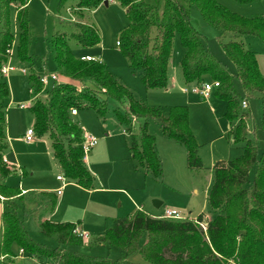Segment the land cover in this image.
Segmentation results:
<instances>
[{
  "label": "trees",
  "instance_id": "1",
  "mask_svg": "<svg viewBox=\"0 0 264 264\" xmlns=\"http://www.w3.org/2000/svg\"><path fill=\"white\" fill-rule=\"evenodd\" d=\"M104 1L79 0L75 11L93 10ZM114 1L125 10L128 18V26L119 34L117 46L133 72L141 73L145 91L167 88L175 37L183 51L179 61L183 83L188 86L212 81L219 84L215 96L226 105L224 118L232 127L228 136L235 144L243 143L244 147L239 157L216 162L212 167L208 205L215 216L208 220L203 214L193 220H169L152 218L139 210L130 217L114 219L102 235L89 238L85 243L73 234L76 225L46 220L39 224V232L52 239L56 247L49 248L31 238L17 214L16 203L21 202L24 195L18 187L5 185L15 168L4 162L8 150L5 113L9 90L1 74L14 42L10 26L12 8L16 10L18 29L16 57L19 61H31L28 56L32 32L27 13L29 0H0V199L5 207L0 219V264H12L13 245L29 257L48 259L55 264H128L76 251L84 246L105 245L118 248L125 257L137 253L141 258L139 264H264V141L260 153L258 141L250 139L254 132L250 133L247 128L248 114L241 108V102H247L251 94L260 96L259 131L264 135V76L256 54L234 40L222 44L225 56L235 67L234 73L216 60L202 36L191 26L189 8L194 7L204 22L221 34L235 38L247 36L261 41L263 46L264 20L240 17L215 0H153L152 4L148 0ZM234 1L247 5L256 0ZM71 37L82 47L100 43L94 26L78 22L74 23ZM52 46L58 73L79 83L80 90L63 83L42 94L39 79L30 76L28 84L34 98L28 109L34 139L48 141L65 179L86 190L93 185V178L82 160L83 131L71 120V109L92 110L98 118L104 119L110 110L109 102L114 104L111 109L117 122L127 127L128 149L136 170L145 168L155 179L161 176L156 139L147 132L149 120L156 121L162 134L185 147L189 169L201 168L186 106L170 107L164 115L161 109L137 100L102 63L75 59L63 36H54ZM235 80L241 85L243 98L234 89ZM132 119L142 122L137 140L135 127L130 123ZM254 167L256 172L250 180ZM54 207L55 199H51L49 209L53 211ZM200 224L205 226V231Z\"/></svg>",
  "mask_w": 264,
  "mask_h": 264
},
{
  "label": "rangeland",
  "instance_id": "2",
  "mask_svg": "<svg viewBox=\"0 0 264 264\" xmlns=\"http://www.w3.org/2000/svg\"><path fill=\"white\" fill-rule=\"evenodd\" d=\"M215 1L227 11L240 17H261L264 20V0H256L247 5L238 4L234 0ZM78 2L79 0H29L27 13L32 32L28 56L31 61H19L16 57L18 29L16 20L13 17V10L10 11V26L14 34V42L6 66L14 70L2 76L9 90V105L5 113V136L11 149V153L9 152L11 162L18 164L23 172L15 170L5 180V185L12 188L20 186L23 190H26L23 194V200L16 203L18 206L17 214L23 220L24 229L33 240L53 249L56 247L54 241L38 232V223L43 222V220L60 222L59 220L63 217L67 218L69 210L73 209L72 205L67 204L58 207L60 197L56 198L55 194L51 193V189L56 190L63 186L61 182L56 181V176L62 177L63 174L61 168L55 166V160L51 154L50 156H44L47 152V144L44 141H33L28 144L23 141L25 132L32 128V116L28 108L34 94L28 84L30 76L38 79L44 77L48 79L47 84L42 85V94L53 89L55 85L59 86L63 83H69L80 90L79 83L65 79L56 69L52 46V39L56 35H61L66 39L68 49L75 59L91 57L102 63L105 69L128 89L137 100L161 109L164 115H167L170 107L186 106L188 108L189 128L198 146L197 156L201 162V168L189 169L185 147L170 140L162 134L156 121L149 120L147 132L156 139L155 150L161 162V176L155 179L145 168L136 170L134 167L136 172L134 178L137 181L135 184L136 194L128 193L130 199L128 197V199H121L122 208H119L120 201L110 200L112 213L120 214V218L134 214L136 207L130 204L131 201L136 204L138 209L140 206V211L144 213L149 211L154 214L152 215L155 216L154 218H160L157 216H163L166 210L176 211L185 220H193L200 214L205 215L207 220L213 218L215 213L208 205V191L213 178L212 167L217 161H230L239 157L244 147L243 143L235 144L228 136L229 126L224 118L225 103L216 98L215 90L205 100L189 92L191 86L185 85L181 78L179 61L183 51L177 37L174 38L172 43L167 88L145 91L141 81V73L139 71L133 72L127 59L121 55L116 44L119 40V34L128 26L125 10L119 3L113 2L108 3L107 6L103 3L99 4L93 10L75 11ZM148 3L152 4L153 0H148ZM189 13L191 26L202 36L212 56L229 71L234 73L235 67L225 56L222 44L234 40L256 54L259 69L264 76V46L261 41L247 36L235 38L228 34H221L207 25L194 7L189 8ZM76 22L94 26L98 31L100 43L92 47L78 45L71 37ZM22 70H24V73H22ZM51 75H56L57 81H51L49 79ZM185 89L188 90L187 93L184 92ZM234 89L240 98L244 97L241 85L237 80L234 81ZM247 104L248 106L244 110L248 114L246 125L250 133L254 132L250 139L258 141L259 152L261 153L264 135L259 131V121L262 113L260 96L256 93L251 94L247 98ZM109 105L110 110L104 119L98 118L92 110H77L78 115L76 117L71 116V120L82 127L94 126L96 122L100 121L105 127L99 128L102 135L95 136L99 139V146H102L103 133H108L113 140H118L121 144L129 145L127 127L117 122L111 109L114 104L109 102ZM130 123L131 126L135 127L134 135L137 140L139 139L138 127L142 122L132 119ZM45 157L51 158L42 162ZM50 163L52 164L51 167H49ZM255 172L256 167L250 173V180L253 179ZM66 181L69 184L62 190L63 198H71L69 193L72 190V185L76 183L68 179ZM45 185L46 191L43 192L28 190ZM81 197L82 195L76 199ZM51 199H55L53 211L49 209ZM2 200L0 199V202ZM154 200L161 203L159 208L153 207ZM93 203L94 200H92V207L97 206ZM3 207L0 203V212ZM96 208L99 209V207ZM92 210L94 209L92 208ZM104 212L108 214V212ZM108 221L107 226H109ZM203 224L205 225V223ZM92 234L96 235L95 233ZM142 243L143 240L140 245ZM86 251L96 256L113 261L121 260L128 264H139L138 260L141 261L137 253L125 257L121 250L108 245L94 247L92 250L87 249ZM18 264L23 263L19 261Z\"/></svg>",
  "mask_w": 264,
  "mask_h": 264
},
{
  "label": "crops",
  "instance_id": "3",
  "mask_svg": "<svg viewBox=\"0 0 264 264\" xmlns=\"http://www.w3.org/2000/svg\"><path fill=\"white\" fill-rule=\"evenodd\" d=\"M13 10V17L16 18V10L15 8H12ZM9 105V102H8ZM248 106V104H247ZM78 115V111L76 110V115H73V117H76ZM100 124V125H99ZM82 129L83 133L91 134L96 137H99V135H102L100 133L99 128H104L105 126L100 123V121L96 122L94 126H84L82 127L79 125ZM229 131L232 128L229 124ZM29 130V129H28ZM27 130V131H28ZM31 130V129H30ZM26 131V132H27ZM23 136L24 143H31L33 141L35 142H45L47 144V152L44 156H50L51 152L49 149V144L46 139L40 138V139H34L32 136V140L30 142L25 140V135ZM104 138H102V146H99V143L94 147L87 155V159L84 162L86 168L90 172L92 178H93V187L89 190L83 189L77 184L72 185V190L70 191L71 198H63V188L68 185L69 183L65 179V183H62L61 181L57 180V177H60L59 175L56 176V181L61 182L63 186L60 188L51 189V193L55 194L56 198L60 199L58 200V207L62 205H69L73 206L72 210H69V216L61 218L59 220L60 222H52V223H70L76 225L78 229L83 231L88 235L89 238L102 235L103 232L111 227L114 219L120 218V214L112 213L110 200H114L115 202L120 201L119 208H122V202L121 199L129 198V194H136V186L135 184L137 181L135 180L134 174V164L131 161L130 152L128 149V145L125 143H120L118 140H113L111 135L108 133H103ZM99 140V139H98ZM8 150L5 153L4 160L5 163L15 168V170H21L18 164H15L11 162L9 152L11 153V149L9 144ZM52 155V154H51ZM53 157V156H52ZM51 158V157H49ZM48 157H45L43 160H49ZM224 160H220L217 162H221ZM51 162V161H50ZM227 162V161H224ZM55 166H59L57 162L55 161ZM52 164L50 163L49 167H51ZM132 172V173H130ZM133 174V175H132ZM138 180V179H137ZM45 183V182H43ZM65 184V185H64ZM46 185L40 186V188H30L28 190H38L37 192H43L46 191ZM18 188L21 190L22 194L26 190H23L20 186ZM61 191L60 195H57V191ZM82 195L81 198L76 199L78 196ZM128 197V198H127ZM130 199V198H129ZM92 200H94V205L97 204V206L92 207ZM1 205H3L2 202H0ZM130 204L132 206L136 207V212L140 210L137 208L136 204L130 201ZM4 206V205H3ZM96 207H99L97 210ZM92 208L94 210H92ZM96 208V209H95ZM138 209V210H137ZM5 210V207L1 210L0 214H2ZM104 211L108 212L106 214ZM150 217L154 218L155 216H152L154 214H151V212L148 211L146 213ZM133 214H130L128 216L124 217H130ZM161 217V216H157ZM109 220V221H108ZM107 221L108 225L107 226ZM44 222V220H43ZM42 223V222H40ZM38 223V232H39V224ZM1 222H0V244H1ZM40 233V232H39ZM95 233L96 235L92 234ZM37 242V241H36ZM86 241H84L85 243ZM101 247V246H100ZM92 250V248H88L86 246L81 247L77 249L76 251L90 255V256H96L89 251L86 250ZM12 264H18L19 261H22L23 264H44L46 262H49L48 259L40 260L37 258L29 257L27 254H25L23 251H21L16 245L12 246ZM0 259H2V256H0ZM44 261V262H42ZM141 262L140 260H138Z\"/></svg>",
  "mask_w": 264,
  "mask_h": 264
},
{
  "label": "built area",
  "instance_id": "4",
  "mask_svg": "<svg viewBox=\"0 0 264 264\" xmlns=\"http://www.w3.org/2000/svg\"><path fill=\"white\" fill-rule=\"evenodd\" d=\"M107 3H113L115 2L114 0H106ZM118 45V43H116ZM81 60L83 61H95L93 58L91 57H82ZM14 69L8 66H4L1 70V74L3 76L7 75L8 72L13 71ZM22 73H24V70H22ZM51 81H57V76L56 75H51L49 78ZM40 83L42 85H46L48 82V79L46 77L39 79ZM219 87L218 82H205L201 85H195V86H191L190 87V93L197 95L198 97H200L201 99L205 100L208 99L212 93L213 90L217 89ZM185 93L188 92L187 89L184 90ZM23 108V107H21ZM241 108L243 110H245L247 108V102L246 101H242L241 102ZM71 115H76V110L75 109H71L70 111ZM32 136L33 133L31 130H28L26 132L25 135V140L30 142L32 140ZM82 144H81V149L83 152V157L82 160L83 162L86 161L87 159V155L88 153L98 144V139L91 134H87V133H83L82 135ZM4 162H6L4 160ZM58 181H61L62 183H65V179L63 177H57ZM65 185V184H64ZM61 191H57V195H60ZM160 219H169V220H185L183 219L179 213H177L176 211L173 210H166L165 213L163 214V216L160 217ZM200 227L203 229V231H205V226L203 224H200ZM73 234L76 235L77 237L81 238L83 241H87L89 239L88 235L86 233H84L83 231H81L80 229H78L77 227L74 228L73 230ZM46 264H55L53 261H49ZM232 264V263H229Z\"/></svg>",
  "mask_w": 264,
  "mask_h": 264
},
{
  "label": "water",
  "instance_id": "5",
  "mask_svg": "<svg viewBox=\"0 0 264 264\" xmlns=\"http://www.w3.org/2000/svg\"><path fill=\"white\" fill-rule=\"evenodd\" d=\"M105 6H107V1H104V3H103ZM161 206V203L159 202V201H153V207L154 208H159Z\"/></svg>",
  "mask_w": 264,
  "mask_h": 264
}]
</instances>
